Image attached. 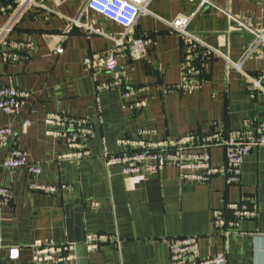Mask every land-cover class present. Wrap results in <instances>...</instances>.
<instances>
[{
  "label": "crops",
  "instance_id": "obj_1",
  "mask_svg": "<svg viewBox=\"0 0 264 264\" xmlns=\"http://www.w3.org/2000/svg\"><path fill=\"white\" fill-rule=\"evenodd\" d=\"M26 1L0 0V88L29 95L17 112H0V127L15 134L0 146V188L12 192L1 212L0 264H169L168 240L188 236L198 238L201 259L264 264V145L243 158L237 184L223 173L227 139L264 134V91L245 77L264 88V44L247 55L264 30V0L203 8L151 0L125 48L115 44L124 28L87 10L86 0ZM193 12L187 31L206 77L199 84L187 74L196 54L167 24ZM136 37L146 42L142 60L129 54ZM110 52L114 72L103 65ZM192 135L220 171L206 182L182 180L174 166L124 175L104 159ZM13 148L39 166L34 181L53 193L32 191L26 168H3ZM243 206L253 216H238Z\"/></svg>",
  "mask_w": 264,
  "mask_h": 264
},
{
  "label": "built area",
  "instance_id": "obj_2",
  "mask_svg": "<svg viewBox=\"0 0 264 264\" xmlns=\"http://www.w3.org/2000/svg\"><path fill=\"white\" fill-rule=\"evenodd\" d=\"M151 0H86L85 8L93 11L103 18L116 23L124 28L125 32L121 38L115 41L116 46L125 48V37L134 26L138 16L146 13V6ZM31 1L25 2V7ZM199 8L210 5V0H198ZM196 12L188 15L178 16L167 23L171 30L179 34L186 40V43L196 45V40L190 36L187 27L194 18ZM77 23V22H76ZM7 31V30H4ZM255 42L250 48L249 54L261 44H264V30L261 33H255ZM62 51L61 49L59 50ZM130 57L133 60H142L146 55V42L144 39L136 37L131 40L129 49ZM247 57V56H246ZM107 72L116 70V59L114 52H110L103 61ZM234 67L239 69L238 65ZM252 88L264 91L262 80H256L245 76ZM125 98L130 97V92L124 94ZM29 95L13 86L0 88V112L4 114H13L20 110L28 100ZM28 124L25 121L23 127ZM252 134V133H251ZM249 132L240 131L235 136L224 142L226 151V165L223 173L228 184H237L240 178V168L243 158L249 153L252 147L264 145V134L252 137ZM14 131L10 126L0 127V146H8ZM107 165L119 164L122 168V174H136L142 169L147 168L151 172H156L164 166H174L182 171V180L193 182H206L214 174L220 172L212 167L210 156L206 152L198 151L191 136L185 139H179L172 143L162 144H139L135 149L119 155H104ZM3 168L16 169L24 167L32 177L30 189L35 192L53 193L54 188L40 185L34 179L41 172L39 166L32 164L27 154L19 148L10 150L8 156L4 159ZM12 199V192L9 188H0V230H1V212ZM237 215L240 217H251L253 211L247 210L243 206ZM169 243V264H225V255L218 254L213 258L201 259L198 255V238L194 236L171 238ZM3 248L0 235V249ZM9 257L12 260L18 259L19 252L16 249H9Z\"/></svg>",
  "mask_w": 264,
  "mask_h": 264
},
{
  "label": "trees",
  "instance_id": "obj_3",
  "mask_svg": "<svg viewBox=\"0 0 264 264\" xmlns=\"http://www.w3.org/2000/svg\"><path fill=\"white\" fill-rule=\"evenodd\" d=\"M188 46H189L188 47L189 48V53L190 54H196V51H195V53L193 52L194 49H195L194 47H196V45L189 44ZM197 54H196L197 59L194 62L190 63V65H189L190 70L189 71L187 70V74H188V72L193 70V72H195L196 76H194V74L192 75V73H189L188 74V79L190 81H193L196 84L197 83L199 84L201 82H204L206 77H203L202 74H201L200 60H199L200 57H198ZM254 134H257V132H254ZM255 136H258V135H255ZM192 139H193V141H194L196 146H197V143H199L201 141V139L199 137L195 136V135H192Z\"/></svg>",
  "mask_w": 264,
  "mask_h": 264
}]
</instances>
